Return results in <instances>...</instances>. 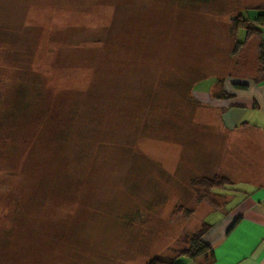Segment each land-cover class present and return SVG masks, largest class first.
Segmentation results:
<instances>
[{"label": "rangeland", "instance_id": "obj_1", "mask_svg": "<svg viewBox=\"0 0 264 264\" xmlns=\"http://www.w3.org/2000/svg\"><path fill=\"white\" fill-rule=\"evenodd\" d=\"M258 5L0 0V264H145L187 245L230 187L196 180L242 176L202 158L217 134L197 83L244 66L231 20Z\"/></svg>", "mask_w": 264, "mask_h": 264}, {"label": "crops", "instance_id": "obj_2", "mask_svg": "<svg viewBox=\"0 0 264 264\" xmlns=\"http://www.w3.org/2000/svg\"><path fill=\"white\" fill-rule=\"evenodd\" d=\"M243 37L244 30H240L236 42L247 52L244 66H231V76L202 78L197 86L205 90H196L202 103L211 102L210 125L217 134L210 150L212 163L226 164L232 158L242 168L241 178L230 183L224 203L203 215L201 223L210 225L204 240L216 256L212 264H264V77L259 61L264 35H254L244 43ZM242 69L246 73H241ZM235 83L246 87L237 88ZM219 90L228 97H215ZM212 213V219L207 220ZM179 260L201 264L182 257Z\"/></svg>", "mask_w": 264, "mask_h": 264}, {"label": "trees", "instance_id": "obj_3", "mask_svg": "<svg viewBox=\"0 0 264 264\" xmlns=\"http://www.w3.org/2000/svg\"><path fill=\"white\" fill-rule=\"evenodd\" d=\"M250 9H254V12H257L253 16L249 15L243 16L242 11L238 13V17H233L231 20V36L236 41L238 39V33L240 30H244V39L243 43L249 40L254 35H264V5L252 6L249 8H245L243 11H248ZM259 61H260V71L261 76L264 77V39L260 44V51H259ZM220 83L223 84V81L220 79ZM221 84V85H222ZM237 88H245L246 85L244 84H236ZM193 96V95H191ZM217 98H226L228 94L224 91L219 90L214 94ZM202 158L205 159L206 163L212 164L214 156H212V152L208 157L202 155ZM215 161V160H214ZM200 183H207V187H216L217 185H227L231 182H227L226 179H214V178H207L202 177L199 180H196ZM208 223H201L200 227L197 228L191 235L187 237V245L182 248L175 249L173 252L168 255L167 258L161 257H153L145 264H184V261L179 260L181 257L192 260L201 264H212L215 259V253L212 247L204 240V236L206 232L209 230Z\"/></svg>", "mask_w": 264, "mask_h": 264}]
</instances>
